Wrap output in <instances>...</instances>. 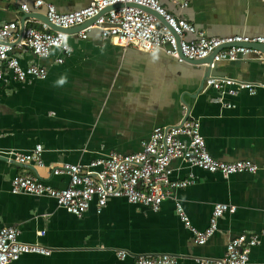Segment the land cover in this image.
Instances as JSON below:
<instances>
[{
    "label": "crops",
    "instance_id": "obj_1",
    "mask_svg": "<svg viewBox=\"0 0 264 264\" xmlns=\"http://www.w3.org/2000/svg\"><path fill=\"white\" fill-rule=\"evenodd\" d=\"M43 1L58 12L90 2ZM158 1L208 36H264V0H187L183 8L178 4L182 0ZM18 6L16 0H0V24L17 21L19 31L40 28L45 7L26 15ZM79 30H68L66 42L72 53L62 63L56 62L61 53L55 48L47 58L27 47L14 50L22 67L31 63L46 67L44 79L14 81L10 70L0 66L4 70L0 80V227H17L21 240L51 248L48 255L27 253L9 264H131V256L124 261L117 257L119 249L133 255L168 253L178 256L176 264H198L195 257H221L232 237L264 231V62L255 58L219 62L216 73L261 84L254 94L241 90L220 100L221 92L212 87L204 85L197 92L204 66L178 62L161 50L123 47L102 38L95 28L80 38ZM186 105L189 116L199 121L206 148L215 159H248L257 165L254 173L222 177L179 159L170 162L173 179H191L185 187L175 188L173 195L196 229L207 226L214 202L236 207L218 220L217 231L205 244L194 241L171 198L153 211L113 197L99 213L91 205L77 217L51 197L10 192V180L16 174L36 175L59 188L67 183V176L51 171L60 162L86 163L111 151L136 152L155 127L180 122ZM35 144L42 145L44 167L5 160L10 153L28 151ZM260 240L250 248L249 264H264V235Z\"/></svg>",
    "mask_w": 264,
    "mask_h": 264
},
{
    "label": "built area",
    "instance_id": "obj_2",
    "mask_svg": "<svg viewBox=\"0 0 264 264\" xmlns=\"http://www.w3.org/2000/svg\"><path fill=\"white\" fill-rule=\"evenodd\" d=\"M16 1L19 11L24 14L44 6L47 20L56 29H50L46 22H41L40 28L23 27L21 31L17 21L0 24V66L10 70L14 81L44 79L47 75V69L42 65L31 63L22 67L14 50L27 47L36 56L47 58L55 48L61 53L56 62L62 63L64 57L72 53L66 42L68 30L92 18L93 21L77 32L80 38H86L87 33L95 28L99 29L102 38L112 39L123 47L131 46L146 52L161 50L178 62L213 54L212 62L206 64L211 67L222 61L264 59L260 50L246 45L221 47L236 42L264 44V36H208L185 17L168 11L158 0H90L86 6L69 12H58L53 4L43 0H32L31 4L25 0ZM178 4L183 8L188 1L182 0ZM3 77L4 70L0 68V80ZM260 85L220 73L209 75L205 80V86L221 92L220 100L222 95H236L241 90L254 94ZM226 104L230 106L231 103ZM140 147L132 153L111 151L86 163H58L51 174L67 176V183L59 188L46 184L36 175L16 174L10 180V192L51 197L59 207L77 217H81L91 205L99 213L113 197H123L129 203L144 205L153 211L159 209L165 198H171L175 200V213L184 227L193 233L194 241L202 245L217 231L218 220L224 213H234L236 207L214 202L207 226L203 230L196 229L173 195L175 188L185 187L191 179H173L170 162L179 159L222 177L257 170V165L248 159L230 162L215 159L206 148L199 121L191 116L183 122L155 127L149 137L141 141ZM42 152V145L35 144L28 151L12 152L6 157L19 165L44 167ZM19 234L17 227H0V264H9L27 253L50 254L51 248L38 242L23 241ZM38 234L43 235L44 231ZM263 235L264 231L241 233L227 242L221 257H195V261L198 264H249L250 248L259 245ZM116 255L122 261L131 256V264H176L178 261V256L168 253L133 255L119 249Z\"/></svg>",
    "mask_w": 264,
    "mask_h": 264
},
{
    "label": "water",
    "instance_id": "obj_3",
    "mask_svg": "<svg viewBox=\"0 0 264 264\" xmlns=\"http://www.w3.org/2000/svg\"><path fill=\"white\" fill-rule=\"evenodd\" d=\"M145 9H147V8H145ZM26 15H28V14H26ZM37 18H39V17H37ZM41 20H43L44 22H46L52 29H56V27L54 25H52L47 20L46 16H43ZM93 20H94V18H92L90 20H87L83 24H80V25H77V26L72 27L71 29H69V31L70 30H74V29L75 30L82 29L83 27H85L87 24H89ZM160 20H162V19L160 18ZM230 45H246V46H249V47H253V48H256V49L260 50L261 53L264 55V44H260V43L236 42V43H233V44H225V45H222L221 47H223V46H230ZM212 57H213V54H211V55H209V56H207L205 58H202V59H189V60H186L187 63L193 65L196 68L201 69V66H204L203 73H202V77H201V81H200L199 87L197 89V92H199L200 90H202V88L205 85L204 83H205V80L207 79V77L209 75L216 74V72H217L216 71V68H217L218 63L215 64L214 67H211L210 65H206L207 63L210 64L212 62ZM256 61H263L264 62V59H257ZM189 113H190V108H189L188 105H186V112H185V114H184L181 122H183L189 116ZM5 160H9V159L7 158ZM11 162H13V161H11Z\"/></svg>",
    "mask_w": 264,
    "mask_h": 264
},
{
    "label": "clouds",
    "instance_id": "obj_4",
    "mask_svg": "<svg viewBox=\"0 0 264 264\" xmlns=\"http://www.w3.org/2000/svg\"><path fill=\"white\" fill-rule=\"evenodd\" d=\"M61 82H63V81H61Z\"/></svg>",
    "mask_w": 264,
    "mask_h": 264
}]
</instances>
